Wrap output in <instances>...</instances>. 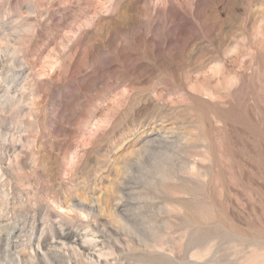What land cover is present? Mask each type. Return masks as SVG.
<instances>
[{"label": "rangeland", "instance_id": "1", "mask_svg": "<svg viewBox=\"0 0 264 264\" xmlns=\"http://www.w3.org/2000/svg\"><path fill=\"white\" fill-rule=\"evenodd\" d=\"M0 240L264 264V0H0Z\"/></svg>", "mask_w": 264, "mask_h": 264}, {"label": "bare ground", "instance_id": "2", "mask_svg": "<svg viewBox=\"0 0 264 264\" xmlns=\"http://www.w3.org/2000/svg\"><path fill=\"white\" fill-rule=\"evenodd\" d=\"M4 54H5V53H4ZM3 59H4V58H3ZM9 97H10V96H9ZM9 97H8V98H9ZM16 104H17V103H16ZM3 240H4V239H3ZM0 241H1V240H0ZM4 241H5V240H4ZM9 242H10V241H9ZM7 243H8V242H7ZM3 245H4V244H3ZM6 245H7V247H6V252L9 253V254H12V256L15 255V257L13 256L15 262H19V263H22V264H26V262L23 261V259H22L19 255H17V253L15 254V252H12V249H11V247L9 246V244H6ZM66 245H67V244H66ZM39 248H40V246H39ZM5 255H8V254H5ZM35 257H36V256H35ZM31 258H33V257H31ZM31 258H30V259H31ZM0 261H1V260H0ZM9 261H10V259H9ZM11 261L14 262L12 259H11ZM28 261H29V260H28ZM28 261H27V262H28ZM32 261H33V259H32ZM12 262H11V263H12ZM15 262H14V263H15ZM14 263H12V264H14Z\"/></svg>", "mask_w": 264, "mask_h": 264}]
</instances>
